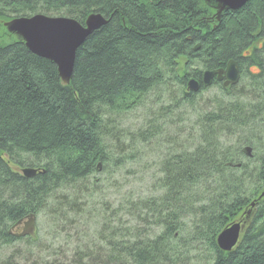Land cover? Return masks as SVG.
Here are the masks:
<instances>
[{"label": "trees", "instance_id": "16d2710c", "mask_svg": "<svg viewBox=\"0 0 264 264\" xmlns=\"http://www.w3.org/2000/svg\"><path fill=\"white\" fill-rule=\"evenodd\" d=\"M92 13L68 84L3 25ZM263 193L264 0H0V264H264Z\"/></svg>", "mask_w": 264, "mask_h": 264}, {"label": "water", "instance_id": "95a60500", "mask_svg": "<svg viewBox=\"0 0 264 264\" xmlns=\"http://www.w3.org/2000/svg\"><path fill=\"white\" fill-rule=\"evenodd\" d=\"M205 1L214 5L219 17L225 10L241 8L248 0ZM105 23H107V19L101 14L95 13L90 14L84 24L69 17L35 14L28 17L12 18L5 22L4 26L10 34L23 41L31 52L54 63L57 66L61 81L68 84L73 73L78 48L88 35ZM215 77L218 81L225 78V83L235 84L239 80L236 62L230 61L223 72L204 71L201 82L192 78L189 80L187 87L191 91H198L200 85L203 87L212 85ZM246 151L250 154L251 149L247 148ZM36 172L37 170L32 168L23 169L26 177L34 176ZM26 225L33 229L31 218ZM241 229L240 222H234L223 229L217 237L219 248L223 251H231L239 241Z\"/></svg>", "mask_w": 264, "mask_h": 264}, {"label": "rangeland", "instance_id": "374dc122", "mask_svg": "<svg viewBox=\"0 0 264 264\" xmlns=\"http://www.w3.org/2000/svg\"><path fill=\"white\" fill-rule=\"evenodd\" d=\"M129 116H130V120H129V124H131V125H135L137 122H138V119H139V117H140V114L139 113H137V115H131V114H129ZM138 118V119H137ZM248 147H246V149H247ZM155 154V153H154ZM155 156V155H154ZM154 158V157H153ZM149 172L150 171H148V172H146V174H149ZM137 182L138 181H136L135 183H134V185H133V187L135 188V190H138L139 189V186L137 185ZM145 182H146V178H145V180H144V182H143V184H145ZM111 196H113V197H115V198H117L116 197V195L115 194H111ZM21 231L23 232V233H32V229L30 230V227L28 226V225H26V223L23 225V230H22V228H21Z\"/></svg>", "mask_w": 264, "mask_h": 264}, {"label": "bare ground", "instance_id": "6f19581e", "mask_svg": "<svg viewBox=\"0 0 264 264\" xmlns=\"http://www.w3.org/2000/svg\"><path fill=\"white\" fill-rule=\"evenodd\" d=\"M187 89H188V87H187Z\"/></svg>", "mask_w": 264, "mask_h": 264}]
</instances>
